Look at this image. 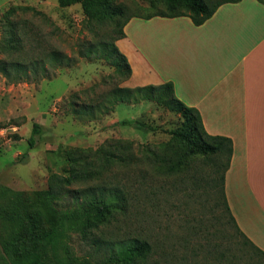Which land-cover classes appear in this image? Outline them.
Masks as SVG:
<instances>
[{"label": "rangeland", "instance_id": "obj_1", "mask_svg": "<svg viewBox=\"0 0 264 264\" xmlns=\"http://www.w3.org/2000/svg\"><path fill=\"white\" fill-rule=\"evenodd\" d=\"M113 4L140 19L168 11L156 0ZM111 28L106 23L91 30L80 5L0 0V61L10 65V76L0 71V263L15 260L22 243L33 248L38 229L29 216L34 208H42L50 224L51 177L68 176L76 155L100 158L98 152L112 151L129 164L62 189L63 207L99 192L110 199L118 192L125 197L94 239L148 240L152 264H264V256L246 245L231 224L222 187L205 186L194 194L183 189V173H161L146 153L168 143L169 131L180 127L182 118L152 97L158 92H134L120 100L118 88H136L130 87L126 65L118 71L116 57L106 58L111 40H104L109 42L105 47L99 37ZM119 41L115 45L121 51ZM11 43L15 48L9 51ZM11 64L24 65L27 72ZM125 120L134 123L123 125ZM68 243L80 258L104 255V248L99 251L77 235Z\"/></svg>", "mask_w": 264, "mask_h": 264}, {"label": "crops", "instance_id": "obj_2", "mask_svg": "<svg viewBox=\"0 0 264 264\" xmlns=\"http://www.w3.org/2000/svg\"><path fill=\"white\" fill-rule=\"evenodd\" d=\"M119 48L131 88L171 82L205 130L233 142L225 192L243 234L264 253V5L224 4L202 26L189 17L133 18Z\"/></svg>", "mask_w": 264, "mask_h": 264}, {"label": "trees", "instance_id": "obj_3", "mask_svg": "<svg viewBox=\"0 0 264 264\" xmlns=\"http://www.w3.org/2000/svg\"><path fill=\"white\" fill-rule=\"evenodd\" d=\"M156 1L163 2L168 11L145 17V19L157 16L163 18L189 17L193 24L199 27L211 19L220 6L239 3L242 0ZM257 1L264 5V0ZM58 3L61 8L80 5L91 30L106 23L112 26L108 32L99 37L105 47L109 46V42L104 40L107 38L111 40L112 49L106 58L111 60L112 56L116 57L114 64L117 70L120 71V66L124 64L127 74L130 76L132 71L128 59L115 45V41L125 38V26L131 18L138 16H132L123 6H115L113 0H58ZM13 46L12 43L8 44L7 50H13L15 48ZM52 55L61 57L58 52H53ZM12 66L20 69L18 72H27V67L24 65L13 64ZM9 67V64L0 61V71L6 76H10ZM145 91L158 92L152 97L182 118L181 126L169 131L171 140L168 143L161 145L155 151L151 149L146 151L150 158L156 159L158 170L168 175H174L180 171L183 173L181 178L183 189H192L194 194L195 190L205 186H208V189L209 187H222V197L226 211L230 215L231 224L246 245L264 256V253L239 229L227 202L225 180L233 157L232 140L208 134L200 112L176 97L175 88L171 82L161 86L117 89L122 101L130 98L134 92ZM146 97L150 99V96ZM133 123L130 120L122 122L126 126ZM143 126L145 125L143 124ZM33 133L34 135L39 133L37 125H35ZM30 145L32 148L34 147V137L30 139ZM113 150L117 151L118 147ZM98 153L100 158H91L93 154L76 155L70 163L68 176L51 177V188L48 194L51 210L50 224L48 225L46 222L45 211L40 207L34 208L29 216L34 227L38 229L37 240L33 248L30 250L27 243H22L20 249L16 250L17 258L15 260L0 264H152L150 257L154 252L148 240L133 238L124 242H115L103 238L94 239L95 232L107 221L109 215L118 210L123 201H126L125 197L124 199L120 198L119 192L113 199H110L105 192H99L85 197L73 206L63 207V204H60L63 202L62 189L69 188L73 184L97 180L102 177L103 171L116 164L118 166L129 164L123 154H119L116 159L112 151L104 154ZM146 158L147 156L144 161ZM196 158L198 161H194ZM94 160L98 163L97 166L93 165ZM194 162H198V164H194ZM210 176L213 177L210 178ZM27 229L29 231V227ZM74 235L80 237L84 242L91 240V243L93 242L99 251L104 248V255L98 260L78 257L68 243Z\"/></svg>", "mask_w": 264, "mask_h": 264}]
</instances>
